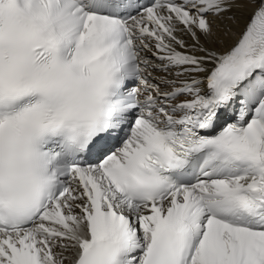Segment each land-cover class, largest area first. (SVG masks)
I'll list each match as a JSON object with an SVG mask.
<instances>
[{
	"label": "snow or ice",
	"instance_id": "6c2138e0",
	"mask_svg": "<svg viewBox=\"0 0 264 264\" xmlns=\"http://www.w3.org/2000/svg\"><path fill=\"white\" fill-rule=\"evenodd\" d=\"M0 264H264V0H0Z\"/></svg>",
	"mask_w": 264,
	"mask_h": 264
},
{
	"label": "bare ground",
	"instance_id": "6f19581e",
	"mask_svg": "<svg viewBox=\"0 0 264 264\" xmlns=\"http://www.w3.org/2000/svg\"><path fill=\"white\" fill-rule=\"evenodd\" d=\"M241 26H242V24H241Z\"/></svg>",
	"mask_w": 264,
	"mask_h": 264
}]
</instances>
